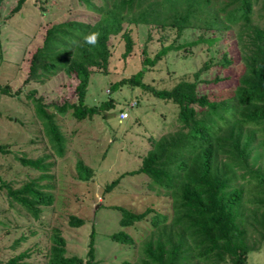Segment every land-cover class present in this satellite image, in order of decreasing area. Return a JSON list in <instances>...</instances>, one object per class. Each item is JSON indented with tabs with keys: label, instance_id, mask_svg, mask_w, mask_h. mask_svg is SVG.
<instances>
[{
	"label": "rangeland",
	"instance_id": "1",
	"mask_svg": "<svg viewBox=\"0 0 264 264\" xmlns=\"http://www.w3.org/2000/svg\"><path fill=\"white\" fill-rule=\"evenodd\" d=\"M17 1L2 0L0 5V84H8L11 88V95L0 94V146L4 149L0 151V177L14 188L28 180H38L41 171L23 164L19 158L34 159L49 154L47 161H51L53 166L47 173L53 177L37 183L43 185L45 191L53 193L54 201L40 206L38 217H33L8 196L6 189L0 190V264L22 252H27L28 256L19 264H46L55 228L66 241V255L85 258L89 233L93 228V264H119L124 260L138 264L144 256V243L158 236L150 224L153 212L139 222L121 227V213L115 206L134 212L150 208L167 214L171 222L174 211L170 195L146 174L130 172L140 167L142 158L153 148V139L178 131L180 123L177 107L172 102L158 99L140 87L121 86L116 91H109L110 85L142 68L141 51L144 47L149 57L154 56L161 44L178 47L170 49L154 66L146 69L143 82L157 89L171 88L181 79H192L193 73L205 61H215L226 52L233 60L232 65L220 68L211 63L200 78L210 79L218 75L221 79L211 84L201 83L200 90L207 92L211 99L228 95L225 100L233 106L232 88L243 70L235 35L237 27L221 32L188 28L176 37L175 31L168 26L131 25L133 49L126 56H123L124 41L120 34L111 36L107 68H92L85 100L87 105L99 106L105 99L112 98L116 106L77 119L71 110L61 113L55 108L63 103L76 102L75 76L59 72L43 83L26 81L29 60L51 24L67 20L93 24L100 19V14L90 10L82 0H25L17 12L11 13ZM91 1L97 6L105 2ZM253 17L254 22L264 23V15L258 5L254 6ZM200 34L204 38H215V41L211 44L200 41ZM33 98H40L65 138L62 156L56 155ZM130 102L134 103L132 107L127 104ZM123 106L128 117L119 122L118 114ZM261 141H264V136L259 132L251 145L252 157L259 154L258 167L264 168V145ZM77 160L91 168L92 175L87 180L79 179ZM116 178L117 183L106 190V186ZM236 183L245 184V180L238 178ZM256 189L260 188L254 182H246V209L253 207L248 200L257 194ZM70 215L82 218L84 223L79 227L70 226ZM247 221L251 219L245 220L246 242L253 247L247 254V264H264V236L261 237L259 230ZM119 229L130 234L134 243L112 240L111 233ZM188 264L209 262L191 258Z\"/></svg>",
	"mask_w": 264,
	"mask_h": 264
},
{
	"label": "trees",
	"instance_id": "2",
	"mask_svg": "<svg viewBox=\"0 0 264 264\" xmlns=\"http://www.w3.org/2000/svg\"><path fill=\"white\" fill-rule=\"evenodd\" d=\"M24 1L18 0L11 13L17 12ZM82 1L90 10L99 13L100 19L93 24L67 20L48 26L41 45L31 54L25 79L43 83L59 72L73 74L77 80L74 87L76 102L63 103L55 108L61 113L69 109L77 119L116 106L112 98L105 99L99 106L87 105L85 100L92 68H107L111 36L120 34L124 41L123 56H126L133 49L131 25L168 26L175 31L176 37L188 28L221 32L237 27L235 35L243 70L232 88L233 106L225 100L228 95L211 99L207 92L200 90L201 83L211 84L221 79L218 75L210 79L200 78L211 63L220 68L232 65L233 60L226 52L215 61H205L193 73L192 79H181L171 88L157 89L143 82L148 67L154 66L170 49L178 48L173 44H161L153 57L147 55L144 47L141 51L142 68L128 78L113 82L109 91H116L121 86L147 90L158 99L172 102L177 107L180 123L178 131L153 139V148L142 158L140 167L130 172L146 174L170 195L174 211L171 222L167 214L150 208L134 212L115 206L121 213V227L139 222L153 212L150 224L158 236L144 243V256L138 264H188L191 258L209 264H247V254L253 247L246 242L245 220L250 218L247 223L258 229L261 237L264 236V168L258 167L259 154L252 157L251 146L259 132L264 136V23L254 22L253 17L255 5L264 15V0H105L102 6L91 0ZM124 23L128 26L124 27ZM91 33H99L95 44L85 39ZM198 40L211 44L215 38H204L200 34ZM1 54L0 45V60ZM0 94L11 95L8 84H0ZM33 100L56 155L62 156L65 138L40 98ZM261 143L264 145V141ZM1 150L4 151L3 146H0ZM48 158L49 154H44L34 159H19L40 170L37 179L43 180L53 177L47 173L53 166ZM76 171L80 180H87L92 175L91 168L82 160L76 161ZM238 178L245 180V184L254 182L260 188L248 200L253 204L251 209H246L245 184H237ZM38 180H28L14 188L0 177V190L6 189L8 196L33 217H38L40 206L54 201L53 193L45 191ZM117 181L118 178L105 189H111ZM68 223L79 227L84 221L70 215ZM94 235L92 228L86 257L82 258L66 255V241L58 229H53L46 264H93ZM110 238L124 244L134 243L133 237L122 229L111 233ZM27 256V252H22L9 258L5 264H19ZM119 264L129 262L124 260Z\"/></svg>",
	"mask_w": 264,
	"mask_h": 264
},
{
	"label": "clouds",
	"instance_id": "3",
	"mask_svg": "<svg viewBox=\"0 0 264 264\" xmlns=\"http://www.w3.org/2000/svg\"><path fill=\"white\" fill-rule=\"evenodd\" d=\"M99 33H91L85 37L86 41L90 44H95L98 40Z\"/></svg>",
	"mask_w": 264,
	"mask_h": 264
},
{
	"label": "built area",
	"instance_id": "4",
	"mask_svg": "<svg viewBox=\"0 0 264 264\" xmlns=\"http://www.w3.org/2000/svg\"><path fill=\"white\" fill-rule=\"evenodd\" d=\"M134 105V103H130L129 106L132 107ZM128 117V112L127 109H123L120 111V113L118 114V120L119 122L125 120Z\"/></svg>",
	"mask_w": 264,
	"mask_h": 264
}]
</instances>
